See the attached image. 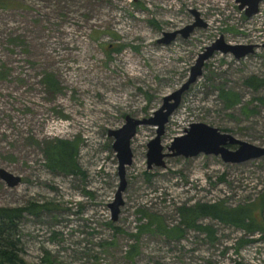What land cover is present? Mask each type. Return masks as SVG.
I'll list each match as a JSON object with an SVG mask.
<instances>
[{
  "label": "rangeland",
  "instance_id": "rangeland-1",
  "mask_svg": "<svg viewBox=\"0 0 264 264\" xmlns=\"http://www.w3.org/2000/svg\"><path fill=\"white\" fill-rule=\"evenodd\" d=\"M0 6V167L20 175L0 178V206L46 204L17 220L19 253L33 264H264V232L210 216L213 237L180 222L177 209L197 201L230 206L254 202L264 190V155L229 162L219 154L171 155L169 145L192 121L264 145V0L248 16L235 0H7ZM189 35L159 42L163 31L192 22ZM222 35L256 44L241 57L214 50L181 93L160 137L163 165L147 167L155 125L131 137L123 203L116 220L109 203L118 188V160L108 129L125 115L148 117L163 96L189 76L198 54ZM49 76V77H48ZM51 78L53 84L48 81ZM220 89L237 94L225 105ZM77 140L80 171L46 164L44 145ZM235 149L237 144H226ZM151 213L180 237L140 230ZM264 217V209L262 212ZM242 238L244 242L237 243ZM242 244V245H241Z\"/></svg>",
  "mask_w": 264,
  "mask_h": 264
},
{
  "label": "water",
  "instance_id": "water-1",
  "mask_svg": "<svg viewBox=\"0 0 264 264\" xmlns=\"http://www.w3.org/2000/svg\"><path fill=\"white\" fill-rule=\"evenodd\" d=\"M238 8L244 9L248 16H252L259 10L262 0H235ZM195 19L187 23L185 26L169 31H163V35L158 38L159 42L169 43L177 33L183 37L189 35L190 31L196 25H205L206 23L200 18L196 9H191ZM256 44L230 43L224 39L222 35L218 36L214 41L200 52L190 68L188 78L175 90L163 96V101L159 107L153 110L148 117H134L129 114L125 115L124 122L117 128L108 129V134L113 136L112 147L115 150L118 160V174L120 182L115 192L113 201L109 203L111 208V219L116 220L120 211V205L123 203L122 190L125 187V166L132 162V150L130 147L131 137L136 133L137 126L141 123L155 125V135L147 142V167L152 164L163 165V157L166 153L162 152V144L160 143L161 134L164 131V125L169 115L178 105L181 93L188 85L195 80L201 73V67L204 59H206L214 50L222 52H231L235 57H241L249 52L254 51ZM226 144H237L235 149H230ZM171 150L169 154L183 156L196 155L199 152L219 154L223 160L229 162H242L251 158L264 155V145H257L247 140L238 138L232 133L222 131L218 127L210 125L203 121H192L184 132L175 135L169 145ZM0 178L5 181L8 186L16 185L21 177L4 167H0Z\"/></svg>",
  "mask_w": 264,
  "mask_h": 264
},
{
  "label": "trees",
  "instance_id": "trees-1",
  "mask_svg": "<svg viewBox=\"0 0 264 264\" xmlns=\"http://www.w3.org/2000/svg\"><path fill=\"white\" fill-rule=\"evenodd\" d=\"M9 4L10 2L7 0H0L1 7H8L7 5ZM48 81L53 84L51 78ZM247 82L258 88L264 85V78L251 76L247 79ZM219 96L224 99L225 105H233L237 101V94L228 90L220 89ZM43 151L46 157V164L51 169H59L67 173L80 171L76 161L77 140L51 139L46 141ZM45 206L46 204L36 201L24 206H0V264H33L27 263L19 253L17 220L25 211L37 214ZM177 209L181 223L205 231L208 237H213L214 230L211 225L199 222L201 216L216 218L242 227L253 234L256 231L264 232V217L262 215L264 190L254 202L230 206L220 201H197L192 204L184 203L178 206ZM144 214L148 215V221L141 225L140 230L155 229L172 238L182 235L179 223L166 225L160 216L151 213ZM239 242L242 243L244 240L238 238L237 243L239 244ZM130 247L127 254L128 258H130L131 264H136L133 256L136 253L137 246L133 244Z\"/></svg>",
  "mask_w": 264,
  "mask_h": 264
},
{
  "label": "built area",
  "instance_id": "built-area-1",
  "mask_svg": "<svg viewBox=\"0 0 264 264\" xmlns=\"http://www.w3.org/2000/svg\"><path fill=\"white\" fill-rule=\"evenodd\" d=\"M262 1H263V0H262ZM262 1H261V2H262ZM259 9H260V6H259ZM258 11H259V10H258ZM256 13H257V12H256ZM256 13H255V14H256Z\"/></svg>",
  "mask_w": 264,
  "mask_h": 264
},
{
  "label": "flooded vegetation",
  "instance_id": "flooded-vegetation-1",
  "mask_svg": "<svg viewBox=\"0 0 264 264\" xmlns=\"http://www.w3.org/2000/svg\"><path fill=\"white\" fill-rule=\"evenodd\" d=\"M177 34H180V33H177ZM177 34H176V36H177Z\"/></svg>",
  "mask_w": 264,
  "mask_h": 264
}]
</instances>
